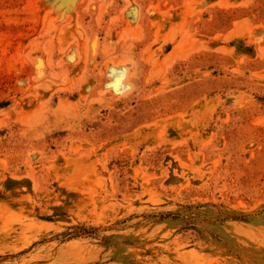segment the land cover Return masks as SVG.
Wrapping results in <instances>:
<instances>
[{
    "label": "rangeland",
    "instance_id": "obj_1",
    "mask_svg": "<svg viewBox=\"0 0 264 264\" xmlns=\"http://www.w3.org/2000/svg\"><path fill=\"white\" fill-rule=\"evenodd\" d=\"M0 264H264V0H0Z\"/></svg>",
    "mask_w": 264,
    "mask_h": 264
}]
</instances>
